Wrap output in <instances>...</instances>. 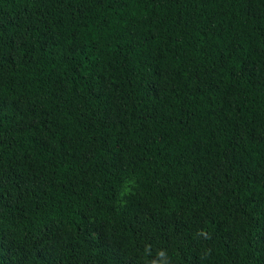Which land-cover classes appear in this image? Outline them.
Here are the masks:
<instances>
[{
  "label": "trees",
  "instance_id": "obj_1",
  "mask_svg": "<svg viewBox=\"0 0 264 264\" xmlns=\"http://www.w3.org/2000/svg\"><path fill=\"white\" fill-rule=\"evenodd\" d=\"M0 264H264V0H0Z\"/></svg>",
  "mask_w": 264,
  "mask_h": 264
},
{
  "label": "clouds",
  "instance_id": "obj_2",
  "mask_svg": "<svg viewBox=\"0 0 264 264\" xmlns=\"http://www.w3.org/2000/svg\"><path fill=\"white\" fill-rule=\"evenodd\" d=\"M132 185H133V181H128V183L126 184L125 188H124V193L127 194L128 192H130L132 190ZM161 255H163V253H161Z\"/></svg>",
  "mask_w": 264,
  "mask_h": 264
}]
</instances>
